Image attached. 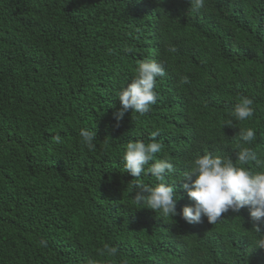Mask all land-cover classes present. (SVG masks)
<instances>
[{"label": "trees", "instance_id": "trees-1", "mask_svg": "<svg viewBox=\"0 0 264 264\" xmlns=\"http://www.w3.org/2000/svg\"><path fill=\"white\" fill-rule=\"evenodd\" d=\"M144 60L165 69L158 101L117 127L118 93ZM241 97L254 101L245 121L232 115ZM153 131L170 183L198 154L235 162L242 144L264 161V0H206L198 12L190 0H0V264H264L248 207L211 225L135 203V184L158 181L131 176L123 156ZM175 186L180 212L194 202Z\"/></svg>", "mask_w": 264, "mask_h": 264}, {"label": "clouds", "instance_id": "clouds-1", "mask_svg": "<svg viewBox=\"0 0 264 264\" xmlns=\"http://www.w3.org/2000/svg\"><path fill=\"white\" fill-rule=\"evenodd\" d=\"M205 4L206 0H190V8L196 12L204 8ZM170 50L175 51L174 48ZM164 75V67L155 60H144L138 64L135 77L118 93L117 99L121 108L114 113L117 127L129 109L140 116L151 111L158 101V93L155 91L156 78ZM181 83L190 84L189 77L184 76ZM253 103L251 98L241 97L232 113L235 120L245 121L253 117ZM232 124L233 120L229 119L224 125ZM158 135V131H153L150 134V142L129 141L126 145L123 156L124 171L137 180L146 172L158 181L154 187L135 184V203L142 205L140 208L159 212L162 217L180 215L188 223H199L202 217H206L211 225L216 224L224 213H239L241 209L248 207L253 228L260 235L257 247L264 248V232L260 228V224L264 223V161L258 160L257 153L251 147L241 144L238 145L235 162L230 157L215 155L212 152L198 154L190 161L188 170L183 172L175 183H170L168 178L174 174L175 166L167 158L155 159L156 154L163 150V144L157 140ZM79 136L86 148L95 149L94 130L82 128ZM239 137L244 144H251L257 138L253 128L240 129ZM54 140L60 143V135L57 134ZM154 160L155 162L150 164ZM250 162H255L260 170L254 171L247 167ZM146 165L150 166L145 168ZM177 181H181V187L194 202L191 206L183 207L180 212L177 211V201L181 199L177 195ZM117 252L115 246L107 243L102 250L106 257L116 256ZM87 264L99 262L90 257Z\"/></svg>", "mask_w": 264, "mask_h": 264}]
</instances>
